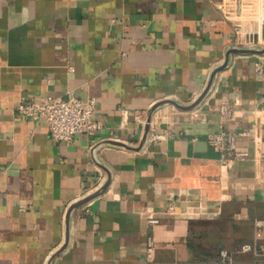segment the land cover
<instances>
[{"label": "crops", "instance_id": "0c3cea01", "mask_svg": "<svg viewBox=\"0 0 264 264\" xmlns=\"http://www.w3.org/2000/svg\"><path fill=\"white\" fill-rule=\"evenodd\" d=\"M219 1L0 0V264H48L71 204L106 183L73 210L52 264H174L255 241L264 123L243 110L264 108V53L236 51ZM229 52L197 108L154 109L196 100ZM45 96L95 98L100 129L67 145L44 117L16 114ZM222 103L235 104L234 118ZM151 121L170 135L149 129L144 141ZM222 128L250 159L221 164L208 134ZM236 264H264V248Z\"/></svg>", "mask_w": 264, "mask_h": 264}, {"label": "built area", "instance_id": "2783aa9c", "mask_svg": "<svg viewBox=\"0 0 264 264\" xmlns=\"http://www.w3.org/2000/svg\"><path fill=\"white\" fill-rule=\"evenodd\" d=\"M218 9L233 27L234 44L243 48H261L264 46V0H220ZM255 70L264 72V64L260 61L255 63ZM16 114L30 116L36 119L44 117L48 122L52 138L57 142L71 144L79 134H94L101 123L94 118L96 111L95 98L82 100L71 97L65 99L58 96H45L41 100L24 98L16 106ZM220 114L224 119L234 118L237 108L235 104L222 103L219 106ZM243 114H252L256 117L259 125L264 123V108L243 110ZM193 117H201L197 111ZM152 136L155 139H166L170 133L160 134L156 132L154 121L150 123ZM238 133L234 130L222 128L208 134V142L212 144L219 153V160L225 167L250 159V152L238 145ZM255 140L262 143L260 160L264 169V140L260 136H254ZM152 224L159 220L150 218ZM255 241L246 242L235 249L222 248L217 258L200 259L193 261H176L174 264H236L239 254L257 252L264 248L260 243L264 240V218L254 220ZM154 242L152 238L148 241V255L152 256Z\"/></svg>", "mask_w": 264, "mask_h": 264}, {"label": "water", "instance_id": "95a60500", "mask_svg": "<svg viewBox=\"0 0 264 264\" xmlns=\"http://www.w3.org/2000/svg\"><path fill=\"white\" fill-rule=\"evenodd\" d=\"M236 51L238 52H242V53H264V48L263 49H251V48H239ZM229 57H230V52L227 54L226 56V60L224 62V64L218 66L211 74V77L209 79V82L206 86V88L204 89V91L198 96V98L196 100H194L193 102L189 103V104H181L179 102H177L174 99H169V100H165L163 102H160L159 104H157L154 109L156 107H158L161 104H165V103H172L174 104L177 108L181 109V110H193L195 108H197L201 102L207 97V95L209 94L211 87L213 85V82L215 80L216 74L217 72H219L220 70L224 69L227 64L229 63ZM264 128V126H263ZM149 129H150V123L146 126L145 129V134H144V141L147 140L148 138V133H149ZM114 145H123V146H127L124 143L121 142H111ZM108 183L104 184L101 188H99L98 190H96L95 192L88 194L87 196L83 197L82 199H79L75 202H73L71 204V206L68 209L67 215H66V238H65V242L64 244L55 252H53V254H51V256L49 257L48 260V264H52L53 260L58 257L68 246L69 241H70V222H71V215L73 210L78 207L81 206L85 203H87L88 201H90L91 199H93L94 197L100 195L106 188H107Z\"/></svg>", "mask_w": 264, "mask_h": 264}, {"label": "trees", "instance_id": "16d2710c", "mask_svg": "<svg viewBox=\"0 0 264 264\" xmlns=\"http://www.w3.org/2000/svg\"><path fill=\"white\" fill-rule=\"evenodd\" d=\"M221 249L217 250L216 253H214V254H210L209 251H206L205 254H207V256L202 258V259L217 258ZM198 260H200V259H198Z\"/></svg>", "mask_w": 264, "mask_h": 264}, {"label": "rangeland", "instance_id": "374dc122", "mask_svg": "<svg viewBox=\"0 0 264 264\" xmlns=\"http://www.w3.org/2000/svg\"><path fill=\"white\" fill-rule=\"evenodd\" d=\"M226 245H224V247H225ZM223 247V246H222ZM228 247V246H227ZM226 248V247H225Z\"/></svg>", "mask_w": 264, "mask_h": 264}]
</instances>
